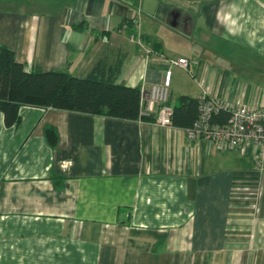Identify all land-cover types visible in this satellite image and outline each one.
<instances>
[{"label": "crops", "instance_id": "obj_1", "mask_svg": "<svg viewBox=\"0 0 264 264\" xmlns=\"http://www.w3.org/2000/svg\"><path fill=\"white\" fill-rule=\"evenodd\" d=\"M0 0V44L27 70L147 94L173 66L169 102L207 95L264 107V0ZM0 111V264H264V171L253 147L221 150L187 128L22 105ZM54 127L52 146L46 129Z\"/></svg>", "mask_w": 264, "mask_h": 264}, {"label": "trees", "instance_id": "obj_2", "mask_svg": "<svg viewBox=\"0 0 264 264\" xmlns=\"http://www.w3.org/2000/svg\"><path fill=\"white\" fill-rule=\"evenodd\" d=\"M122 59L99 62L84 78L68 71L27 70L16 59L15 52L0 44V111L5 122L11 126L21 121L22 105L40 106L60 110L103 115L123 120H148L141 115V89L117 83ZM200 115L198 98L182 96L174 106L172 123L180 127H193ZM231 111L218 108L211 114V122L225 124ZM48 142L55 146L57 132L54 127L46 129Z\"/></svg>", "mask_w": 264, "mask_h": 264}, {"label": "built area", "instance_id": "obj_3", "mask_svg": "<svg viewBox=\"0 0 264 264\" xmlns=\"http://www.w3.org/2000/svg\"><path fill=\"white\" fill-rule=\"evenodd\" d=\"M169 67L165 70L164 79L151 85L147 94L141 90V115L157 114V123L172 125L174 106L169 102L172 67L188 66L185 57L167 59ZM200 115L193 127L187 128L190 139H206L219 146L221 150L253 147L254 160L259 170L264 171V107L253 108L241 104L229 109L231 117L225 124L212 123L211 114L223 104L207 95L198 97Z\"/></svg>", "mask_w": 264, "mask_h": 264}, {"label": "water", "instance_id": "obj_4", "mask_svg": "<svg viewBox=\"0 0 264 264\" xmlns=\"http://www.w3.org/2000/svg\"><path fill=\"white\" fill-rule=\"evenodd\" d=\"M133 5L150 15L156 14L161 19H166L169 15L167 3L159 0H133Z\"/></svg>", "mask_w": 264, "mask_h": 264}, {"label": "rangeland", "instance_id": "obj_5", "mask_svg": "<svg viewBox=\"0 0 264 264\" xmlns=\"http://www.w3.org/2000/svg\"><path fill=\"white\" fill-rule=\"evenodd\" d=\"M171 105H173V104H171ZM174 106V105H173Z\"/></svg>", "mask_w": 264, "mask_h": 264}]
</instances>
